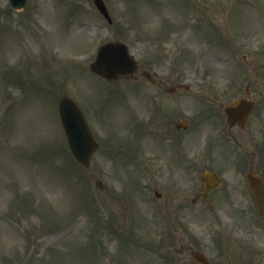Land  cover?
Wrapping results in <instances>:
<instances>
[{
	"label": "rangeland",
	"instance_id": "obj_1",
	"mask_svg": "<svg viewBox=\"0 0 264 264\" xmlns=\"http://www.w3.org/2000/svg\"><path fill=\"white\" fill-rule=\"evenodd\" d=\"M104 1L114 20L112 26H109L95 9L93 0H28L24 10L20 12L11 10L7 0H0V112L8 105V109L0 116L2 119L0 121V184L3 183L2 187L7 191L5 200L2 199L3 194H0V212L6 211L5 219H0V253L6 251L9 246L13 247L15 257L19 258V260L15 259L18 260L16 261L18 264H42L50 252L55 255L47 259L48 264H165L164 258L160 259L161 262L147 251L139 250L137 253V228L139 232L147 230L149 233L150 230L147 229V225L146 228L136 225L137 216L147 217L145 208H140L141 205L132 197L133 195L129 197L116 195V198H120L110 201L111 198L114 199L115 193L123 189L126 191L124 187L126 183L134 184L132 177L134 166L128 167V178L117 171L112 174L114 167L108 161L103 162L102 155L97 156L93 162L92 173H99L103 186L109 189L106 192H98L94 181H91L84 169L85 172L75 164L66 148V139L58 115L60 97L69 96L77 101L84 113L89 116L95 134L99 136L102 135L105 124L111 126V123L118 122L121 125L127 117L124 110L121 112L122 104L117 103L116 100L101 104L99 114L96 107L105 88L102 85L98 86L95 78L87 72V67L68 66V60H72V56L79 60V54H84L83 51L89 48L94 49L95 41L106 34L127 42L132 53L137 52L140 58L143 57L144 47L138 43L141 40L135 30L144 32L145 39L154 36L155 41L162 40L161 38L165 41L170 40L175 44L174 46H177L176 50L170 49L172 59L169 60L173 74L170 79H159V82L168 85L167 87H178L185 81L197 80L192 83L194 91L206 93L199 94L200 101L196 96L189 97L197 107L204 106L209 113L210 108L206 102L219 92L210 81L203 84L199 81L200 78L206 79L208 75L218 77L216 83L221 86L228 77L244 76L245 84L236 97L245 95L247 88L260 107L249 128L244 132H238L236 149L239 150L242 159L253 160L254 166L262 165L264 169L262 153L256 148L258 144L253 143L258 141L262 143L264 138L261 135L263 128L256 125V122L264 118V53L262 56H249L245 59L243 55L247 53L244 50L240 52L237 44L232 47L231 55L227 52L215 53L214 45L206 43L209 47L208 53L207 51L198 53L195 49L203 42L197 41L191 32L187 35L185 44L177 45L189 30L194 32L206 30L196 34L197 38L210 36L207 34L209 31L214 35L227 34L225 39L247 34L258 19L256 13L261 12L264 15V0ZM258 20L259 25L250 30L252 38L245 47L248 52L250 45H262L264 42V25H262L264 16ZM211 37L214 41L215 37ZM221 47L218 46L219 49ZM146 49V53L150 51L148 46ZM47 58L55 68L59 69L56 76H47ZM227 58H231L232 64L225 65L220 61L223 59L227 61ZM219 65L223 68L222 71ZM214 66L218 68L215 70ZM163 67L167 68V65ZM34 68H36L35 72L30 71ZM17 71H19L17 78H14L12 73ZM23 74L27 76H23V80H20ZM53 77L57 78L52 79ZM24 79L30 81L28 92L23 88ZM137 84L140 82L137 81ZM159 84L149 85L148 89L157 88ZM123 85L120 82L116 87ZM165 86L158 90L159 98L171 100V95L162 91ZM235 94L236 92L232 91L224 95L228 97L224 103L233 99ZM178 95L184 96V93ZM115 96L120 95L115 94ZM120 99L128 98L121 95ZM218 105L219 103H215V108L211 111V115L216 118H219L216 113ZM200 112L204 114V110ZM129 122L131 120L126 123ZM108 128H105L107 132L112 130ZM110 134L114 135L111 131ZM202 135L201 130L198 129L190 138ZM128 137H132V134H126V138ZM112 140V143L117 142L115 139ZM41 146L49 149L45 148L41 154ZM149 148V144L143 143L140 146L142 150ZM218 151L217 148L216 152ZM43 154L45 157L38 165L36 161ZM127 160L134 163L130 158ZM128 189H134L133 194L136 192L135 186ZM15 191L20 198H18L20 207L27 201L31 203L30 210H33V207L40 210L39 206H41L45 215L54 211L66 219L63 220L60 231L49 234L43 245L35 246L36 251L44 250V253L41 255L35 253L30 260L27 259V253L32 249L25 245L26 241L19 240L23 232L15 225V221L20 218L16 216L13 206L16 199ZM79 195L82 200L88 195L93 199L92 203L96 208L92 209L93 212L89 217L84 215L80 217ZM232 200L235 202L234 198ZM97 202H101L103 207L97 208ZM106 203L110 206V211L106 209ZM53 205L54 207H51ZM100 210L104 212L107 210L112 215L111 224L114 222L120 227L112 228V225H108L107 228L105 222L102 228L98 224L96 231L95 228H91V221L94 217L97 218L96 215ZM7 211L9 216L13 214L12 219L7 218ZM70 211L76 212V216L72 219L69 217ZM69 224L73 228L60 238L64 241L52 243L51 239L58 238L56 235L66 231ZM93 231L95 237L91 234ZM127 239L135 241L136 246L129 240L127 242ZM98 240L101 247L99 252L103 255H106L104 252H110V256L108 254L103 257L104 260L108 257L107 262L102 260L100 262L96 253L98 248L95 246V241ZM210 252L213 253V250ZM229 254L232 255V252L226 249L224 255ZM2 263L1 256L0 264Z\"/></svg>",
	"mask_w": 264,
	"mask_h": 264
},
{
	"label": "water",
	"instance_id": "obj_2",
	"mask_svg": "<svg viewBox=\"0 0 264 264\" xmlns=\"http://www.w3.org/2000/svg\"><path fill=\"white\" fill-rule=\"evenodd\" d=\"M15 8H21L26 0H11ZM99 10L107 16L106 9L103 4L99 1ZM115 63L114 60H110ZM97 71V69H95ZM116 71V70H115ZM123 72V71H122ZM101 73L108 76L104 71ZM60 113L62 121L68 135V139L75 157L81 161L83 164H87L89 153L92 148V141H90L89 134L86 130V125L84 123L83 117L78 111L77 107L68 99H63L60 103ZM84 129V134L82 133ZM264 187L258 189L262 190Z\"/></svg>",
	"mask_w": 264,
	"mask_h": 264
},
{
	"label": "flooded vegetation",
	"instance_id": "obj_3",
	"mask_svg": "<svg viewBox=\"0 0 264 264\" xmlns=\"http://www.w3.org/2000/svg\"><path fill=\"white\" fill-rule=\"evenodd\" d=\"M175 211H177V212H182V206H178L177 205V207H176V210Z\"/></svg>",
	"mask_w": 264,
	"mask_h": 264
}]
</instances>
